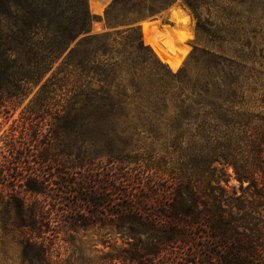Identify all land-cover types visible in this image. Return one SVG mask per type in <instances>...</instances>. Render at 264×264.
<instances>
[{"label": "trees", "instance_id": "trees-1", "mask_svg": "<svg viewBox=\"0 0 264 264\" xmlns=\"http://www.w3.org/2000/svg\"><path fill=\"white\" fill-rule=\"evenodd\" d=\"M178 1L196 21V41L187 64L163 76L137 24ZM249 4L113 0L104 14L113 31L93 34L91 11L103 9L91 0H0V104L19 106L37 90L28 109L42 127L32 124L28 148L11 146L12 185L0 188L26 259L46 262L62 231L105 215L97 187L128 186L126 200L108 198L128 205L110 215L137 244L112 260L155 264L177 253L176 264H201L184 263L181 248L198 229L220 242L219 264H264V114L251 112L244 91L258 85L264 56L252 43L260 22L237 10L251 12ZM190 63L206 73L189 76ZM230 168L240 184L232 191L222 184Z\"/></svg>", "mask_w": 264, "mask_h": 264}, {"label": "rangeland", "instance_id": "rangeland-1", "mask_svg": "<svg viewBox=\"0 0 264 264\" xmlns=\"http://www.w3.org/2000/svg\"><path fill=\"white\" fill-rule=\"evenodd\" d=\"M96 5L102 7V3L105 0H91ZM111 0L109 4L112 2ZM221 1V0H220ZM181 5V1H178L171 5V7L161 13L156 14L152 17H147L137 24L141 33H143V24H149L152 28L154 35H156L159 43L166 51L167 55L173 59L179 58L182 59V62L178 69L172 70L165 61H163L155 46L148 43L145 39L144 42L146 45L152 47L154 52L157 54L163 66L153 68L156 71H160L163 76L171 74H177L180 69H182L188 62V59L193 51V45L196 41V21L190 10L183 7L187 11V15H178L174 13V8ZM101 4V5H100ZM108 4V5H109ZM102 8V13H94L91 10L92 15L96 18L92 24V33L93 34H102L109 30L105 21V10L108 7ZM251 12L247 9H237L239 12L244 14L245 18H250L254 21H259L258 26L259 33L257 38H255L252 43L258 45V55L260 49L263 50L262 54L264 56V0H250ZM90 7V4H89ZM212 20L214 23L220 27V24H224V22L220 23L218 19V14L215 9H212ZM206 15V12L204 13ZM225 25L228 26V22H225ZM123 27L115 28L114 30H122ZM144 38V37H143ZM169 48V49H168ZM168 51V52H167ZM169 53V54H168ZM260 61V60H259ZM261 66L258 64L256 66V72L254 74L256 80H260L258 85L248 86L244 89L246 103L248 107H252L250 110L255 114H264V103L262 100L264 99V58L261 60ZM187 70L189 76L197 77L200 74L206 73V70L199 64L190 63L187 66ZM203 71V72H202ZM37 90H34L32 94H30L22 104L19 106H15L10 102H5L3 105L0 104V188L2 187V183L4 179L9 180L10 186L12 185V176L14 175L13 162L11 161V165H6L7 158H10V148L13 144L18 146H25L26 148L28 144H33L34 139L31 143L33 136H35V126L32 124H36L40 121V117H32L29 114L28 107L30 106L31 100L34 98ZM40 128L41 124L38 125ZM46 128V127H44ZM26 145H24V144ZM87 147V146H86ZM85 147H82V151ZM27 152V151H26ZM160 155V154H159ZM12 160V158H10ZM173 163V162H172ZM100 162H97L94 170L98 176H102L106 174V169H110L109 166L100 165ZM5 165L7 167H5ZM16 171H17V167ZM9 170H12L11 172ZM13 172V173H12ZM18 172V171H17ZM228 173L231 177L222 182L223 186H225L229 191L233 189H239L240 184L237 179L234 177L233 169H229ZM8 174L6 178L5 175ZM111 188V187H110ZM81 192H87L90 194L91 190L87 185L81 186ZM126 190L130 192V188L128 186L120 187L117 192H113L110 189L104 190V187H97L95 190L101 197L107 198V205L102 211L105 213L104 216L95 220V224L91 225L88 228L71 230L67 229L62 231L58 236V238H54L55 244L52 249V253L47 259L46 262H32L23 255V248L21 246V239L19 236V231L16 228V214L14 211L7 210L2 201V194L0 191V264H122L118 261L112 260V256L117 253L127 251L129 253L133 252L135 249V245L137 242L129 239L128 237L117 233L118 231V222L113 220L111 217V211H116L120 208H123L126 203H122L119 205L116 201L109 202L108 198L117 196L118 198H122L126 200L125 193ZM70 192V188L68 190ZM66 195V194H64ZM69 196V195H67ZM72 197V195H71ZM75 196L73 199H76ZM34 198L27 197V203H31ZM162 208V207H160ZM132 227L135 225H131ZM129 226L126 225V228ZM206 234L204 231L192 230L188 234L187 238V246L181 247L183 249L184 255L188 254L187 261L191 262L195 260L201 259V264H219L216 259V253L220 249L218 246L220 242L211 241V243H207L204 237ZM202 237V238H200ZM143 240H146V237H142ZM179 246V245H177ZM180 247V246H179ZM214 254V257L208 258L209 255ZM187 256V255H186ZM166 259V258H165ZM150 262V261H149ZM180 261L177 253L168 255L167 259L164 261H156L155 264H176ZM150 264V263H149Z\"/></svg>", "mask_w": 264, "mask_h": 264}, {"label": "bare ground", "instance_id": "bare-ground-1", "mask_svg": "<svg viewBox=\"0 0 264 264\" xmlns=\"http://www.w3.org/2000/svg\"><path fill=\"white\" fill-rule=\"evenodd\" d=\"M101 5V4H100ZM155 33H153L152 28L149 24H143V36L144 39L152 44L153 46L156 47L160 58L165 61L167 63V65L172 69V70H176L178 69L179 65L177 63V61L175 62V60L173 58H171V56L169 57L166 53V51L164 50V48L161 46V44L159 43L156 35H154ZM169 49V48H168ZM168 52V51H167ZM169 54V53H168Z\"/></svg>", "mask_w": 264, "mask_h": 264}, {"label": "crops", "instance_id": "crops-1", "mask_svg": "<svg viewBox=\"0 0 264 264\" xmlns=\"http://www.w3.org/2000/svg\"><path fill=\"white\" fill-rule=\"evenodd\" d=\"M110 1L111 0H105L104 3H102V8H105L109 4ZM174 13L178 14V15H187L188 14L187 11L184 8H182V5H180V4L174 8ZM174 60H175V62L177 61L178 65L180 66L182 59L176 58Z\"/></svg>", "mask_w": 264, "mask_h": 264}]
</instances>
